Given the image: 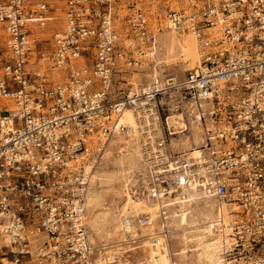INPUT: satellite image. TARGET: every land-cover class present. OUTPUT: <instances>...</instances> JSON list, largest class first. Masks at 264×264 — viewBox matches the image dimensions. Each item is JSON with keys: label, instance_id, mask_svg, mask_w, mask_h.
<instances>
[{"label": "built area", "instance_id": "obj_1", "mask_svg": "<svg viewBox=\"0 0 264 264\" xmlns=\"http://www.w3.org/2000/svg\"><path fill=\"white\" fill-rule=\"evenodd\" d=\"M60 2L0 0V264H96L85 168L93 143L126 131L127 108L148 133V166L128 192L162 216L179 190H210L229 206L225 264H264V0ZM158 2L169 29L194 35L200 64L136 88L133 74L160 50ZM58 9L62 26L45 38ZM186 107L201 128L197 159L170 149L182 128L169 118ZM167 226L151 247L168 248Z\"/></svg>", "mask_w": 264, "mask_h": 264}, {"label": "bare ground", "instance_id": "obj_2", "mask_svg": "<svg viewBox=\"0 0 264 264\" xmlns=\"http://www.w3.org/2000/svg\"><path fill=\"white\" fill-rule=\"evenodd\" d=\"M176 57H179L180 61L185 64L186 70L196 68L200 64L194 35L187 34L183 36L174 30L167 29L160 39L158 58H164L165 61L170 62ZM138 114L131 108H127L120 118L119 122L126 126V131L124 134L121 133L122 135L117 139H112L111 141V144L120 142V147H122L120 153L113 156V169H109L108 166H86V171L90 176V185L87 190V205L89 207L96 208L101 204L102 188L100 185L98 186V183L102 185L113 180H119L128 169L136 167L142 161L144 156L142 151L144 149L143 142L147 139L148 133H146L144 125L140 123ZM146 123L150 125L148 119H146ZM169 123L177 125L176 128L178 129L186 128V125H188L185 119L183 120L182 114L178 116L173 114L169 118ZM191 123L194 128L193 141L196 145L191 146L190 140H184L183 146L184 148L192 147L189 154L193 159H197L200 158L202 153L198 147L201 135L200 129L194 124V121L191 120ZM148 129L150 130V127ZM183 130L177 132H182ZM150 140L154 142V137L151 136ZM105 153L109 154L110 152ZM171 167H174L173 163ZM191 188L193 191L189 192V197L178 201L180 202L178 209L171 207V212L162 216L159 215L160 208L157 209L158 205L156 203L143 198H134L128 192L126 202L119 213L105 210L93 217L91 225L95 231L101 232L108 224L113 222L115 224L113 231L107 232V235H111L112 233L121 232L122 228L125 231L134 229V227L126 225L128 222L126 221L125 223V220L132 219L131 221L135 222V226L139 228L145 227L144 229L146 230L147 227L155 226L154 224L160 229H164L170 219L171 225L174 226L176 231H180L178 238L182 246L177 254L182 257L193 255L194 263L191 264H225L224 253L230 243V239H228L223 226H226L230 220V216L228 217L227 214L229 206L224 202L217 204L214 199L215 195L210 190L198 191L195 186ZM174 191H177V189ZM179 191L175 195H180ZM174 200L171 201L170 199L169 207L175 204ZM188 205L190 206L186 207ZM216 205H219L217 212ZM150 235L148 237L151 244ZM145 246H150L146 260L147 264H175L167 247L164 250L155 249L148 244V240L145 241ZM100 259L98 264H109Z\"/></svg>", "mask_w": 264, "mask_h": 264}, {"label": "rangeland", "instance_id": "obj_3", "mask_svg": "<svg viewBox=\"0 0 264 264\" xmlns=\"http://www.w3.org/2000/svg\"><path fill=\"white\" fill-rule=\"evenodd\" d=\"M49 1L55 8H58L60 6V0H47ZM146 6H148V3H145ZM150 6V4H149ZM156 6L158 9H156L157 12H160L162 15V21H163V31L159 34V42L162 37V34L165 30L168 28V21H167V13L169 7L164 8V5L162 2L156 3ZM172 6V5H171ZM170 6V7H171ZM167 9V10H166ZM58 19L57 21H51L48 26L46 27L44 34L45 38H51L53 31L59 27L62 26L61 23V11L57 10ZM173 30V29H170ZM175 31V30H174ZM177 32V31H176ZM178 34H182L183 36H186L187 34H190L188 32H177ZM5 33L3 31L2 26L0 25V52L4 51L5 49ZM181 59L179 57L174 58L170 62L165 61L164 58H158V54L153 59L152 64L145 63L144 67L139 69L137 72L133 74V81L135 83V87H143L147 84V82L156 75H160L163 73L168 74H174L177 76L178 80H183L186 77V66L185 64L180 61ZM176 102L175 93L173 90H170L169 95L167 96V103L164 105L172 106ZM187 108L183 113V120L185 119L186 128H183L182 132H178L175 135L170 136V149L175 154L180 153H186L188 156H190L189 152L191 151V148H184L183 142L184 140H190V145L194 146L196 143L193 141V134H194V128L192 126L191 120L193 121V116L190 115V112H187ZM176 113H174L175 115ZM199 129H200V135H201V128L194 123ZM177 126V125H175ZM178 130V128H176ZM124 134V133H122ZM122 134H114L113 136L109 137L108 140H106L104 147L102 150L99 149L97 143H93L91 151L92 156L89 159L87 165L96 166V167H103L108 166L109 169H113V156L120 153V142H116L114 144H111L112 139H117ZM128 138V137H127ZM173 142V143H172ZM201 144V141L198 144ZM123 146V145H122ZM143 155H144V150ZM105 152H110L109 154H106ZM148 162L146 161L145 155L143 156L142 161L140 164H138L136 167H133L132 169H128L119 180H113L110 183L105 184H99L102 188V200L101 204L96 207H89L87 205V212H86V229L88 234V240L89 243L93 249V259L96 264H98V260L100 257L105 262H108L109 264H147V257H148V250L150 249V246H145V241L148 240L149 242V235L151 233L160 232L163 231V229H160L156 224L152 227H147L145 230L143 228H135L134 233L128 232V230L121 229V232L119 233H112L111 235H107V232H112L114 229V223L108 224L101 232H97L92 227V219L93 217L98 214L102 213L105 210L113 211L114 213H119L122 209L124 203L126 202V196L128 193V180L130 175L133 174V172L144 169ZM86 169V168H85ZM86 174L88 176V180L90 179V176L88 175L87 171ZM90 185V184H89ZM88 185V188H89ZM104 185V186H103ZM196 186V185H195ZM197 188V187H196ZM193 189L186 187L182 190V193L180 195H173L171 197V201L174 200L173 206L169 207V213L171 212V207L174 209H178L180 207V200H183L184 198L189 197V192H192ZM179 198V199H178ZM214 199L217 201V204H219L222 200H220L217 196H214ZM222 203V202H221ZM225 203V202H224ZM190 205L186 206L189 207ZM219 205H216V212L218 211ZM158 209V208H157ZM172 209V210H173ZM134 214V212H133ZM167 231V232H166ZM165 232L167 234V241H168V249L170 251L171 258L174 260L173 262L175 264H191L194 263V256L189 255L182 257L181 255L177 254V252L180 250L181 241L178 238V234H180V231H176L174 226L171 225L170 219L168 220V226L167 229H165ZM134 234L135 238H133Z\"/></svg>", "mask_w": 264, "mask_h": 264}, {"label": "crops", "instance_id": "obj_4", "mask_svg": "<svg viewBox=\"0 0 264 264\" xmlns=\"http://www.w3.org/2000/svg\"><path fill=\"white\" fill-rule=\"evenodd\" d=\"M173 143V142H172Z\"/></svg>", "mask_w": 264, "mask_h": 264}]
</instances>
